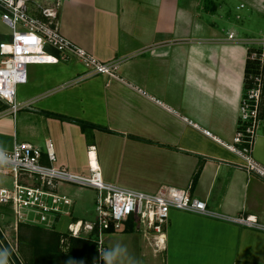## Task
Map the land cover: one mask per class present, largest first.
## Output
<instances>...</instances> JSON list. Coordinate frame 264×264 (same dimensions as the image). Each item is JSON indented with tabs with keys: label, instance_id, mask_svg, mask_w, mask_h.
Returning <instances> with one entry per match:
<instances>
[{
	"label": "crops",
	"instance_id": "0c3cea01",
	"mask_svg": "<svg viewBox=\"0 0 264 264\" xmlns=\"http://www.w3.org/2000/svg\"><path fill=\"white\" fill-rule=\"evenodd\" d=\"M60 2L62 34L98 60L116 61L115 73L79 79L85 68L76 59L29 64L26 82L17 87L23 106L13 113L0 99V148L27 142L44 149L50 139L56 165L86 174L93 145L107 182L144 192L176 186L214 211L263 220L264 181L224 143L238 128L248 60L260 61L264 77V0ZM9 37L0 15V41ZM71 119L98 128L83 131ZM252 153L264 165V123ZM42 162L49 163L45 153ZM60 190L72 199L69 223L94 219V188L66 184ZM23 224L16 230L0 214L10 240ZM45 231L68 236L73 264L97 259L90 235ZM103 238L107 251L117 244L124 249L111 264H264V231L178 209L170 212L163 249L143 230ZM35 264L44 262L36 256Z\"/></svg>",
	"mask_w": 264,
	"mask_h": 264
},
{
	"label": "built area",
	"instance_id": "2783aa9c",
	"mask_svg": "<svg viewBox=\"0 0 264 264\" xmlns=\"http://www.w3.org/2000/svg\"><path fill=\"white\" fill-rule=\"evenodd\" d=\"M60 6V0H0L1 21L9 28L10 36L9 40L0 41V99L10 112L15 113L23 106L17 101V87L26 82L29 64L76 59L85 68L79 79L96 74L113 76L115 73L116 61H100L62 34L59 28ZM229 38H233V33L229 34ZM251 57L255 58L256 54H251ZM262 84L261 75H257L253 85L245 88L237 131L232 140L224 144L243 159L242 165L248 173L264 181V165L252 153L257 129L264 123L259 106ZM204 132L211 134L209 130ZM0 152L3 153L0 175L11 178L10 186H0V204L11 209L16 230L19 223H46L47 227H51L57 217L69 214L67 207L72 199L60 190L63 185L96 190L94 219L72 221L67 226L70 236L88 234L92 237L98 252L95 264L106 261L103 257L107 251L104 234L123 231L129 222L134 230L151 234L157 250L163 249L165 229L173 209L264 231V219L214 211L206 201L193 196L187 189L163 185L155 192H144L105 181L93 145L87 151L89 171L86 174L56 165L50 139L44 149L27 142H15L10 150L0 148ZM43 153L48 164L42 162Z\"/></svg>",
	"mask_w": 264,
	"mask_h": 264
},
{
	"label": "rangeland",
	"instance_id": "374dc122",
	"mask_svg": "<svg viewBox=\"0 0 264 264\" xmlns=\"http://www.w3.org/2000/svg\"><path fill=\"white\" fill-rule=\"evenodd\" d=\"M9 39H10V37L7 38L6 40H9ZM262 88H263V86H262ZM259 106H260L261 113H264V94H263V99L259 100ZM263 118H264V116H263ZM3 180H5L4 183H2ZM10 180H11L10 177L0 175V183H2V185L6 184V185L10 186L11 185ZM94 195H96V193H94ZM4 207L5 206L0 204V214L2 213L4 215L6 221H12L13 220V222H14L13 214L9 210H6L5 209L6 207L5 208ZM69 221L70 220H69L68 216L60 215L59 217H57L53 221L51 227H47L46 223H40V225H38L40 228L33 227L31 224L24 223L23 226L21 227V230L19 228V231L16 235V238L14 235L11 240H13V241L15 240L14 245L16 244L17 248H19L24 260L28 264H35L36 256L39 257V260L42 259V257L39 256V254H38V248H40L41 245L45 246V248L50 246L52 249H56V254H57V256L59 255V257H60V261H61L60 264H73L72 261L74 258H71L73 255V251L71 250V247H68V240H67L68 236L67 235H59V234L51 232V231H45V229H47V228L52 229V227H53L55 232H61V233L67 234V225H68ZM17 230H18V225H17ZM51 250H49V251H51ZM85 250L86 251H84V252H86V254H87L89 252V249L87 248ZM44 251H45V253H49V254L51 253V252H48L47 250H44ZM97 254H98V252H97ZM79 258H80L79 260H82V259L84 260L85 256H81ZM79 263L81 264V261L76 260V263L74 262V264H79ZM85 263H86V261H85ZM93 264H95V262H93ZM103 264H105V262Z\"/></svg>",
	"mask_w": 264,
	"mask_h": 264
},
{
	"label": "trees",
	"instance_id": "16d2710c",
	"mask_svg": "<svg viewBox=\"0 0 264 264\" xmlns=\"http://www.w3.org/2000/svg\"><path fill=\"white\" fill-rule=\"evenodd\" d=\"M260 65H261V63H260V61L258 59L255 60L254 62H251L250 60H248L247 68H246V74H245V88H249V87H251L253 85L254 77L256 75H261V77H262V79L264 81V77L262 75V71H261V66ZM50 114L54 115V116H57L59 118L67 119L66 117H64L62 115L53 114V113H50ZM261 116L263 117L264 113H261ZM71 120L77 122L80 125V127H81V129L83 131H86L87 128H98V126H95V125H93L91 123H88L86 121L77 120V119H71ZM99 128L103 129V130H106L108 132H112L111 130H109L107 128H102V127H99ZM133 230H134L133 224L130 223V222L127 223L126 227L124 228V231H133ZM50 248H51L50 246L45 248V246H43V245H41V247L38 248V254H39V256L42 257L41 261L44 262V264H51V261L54 260V264H60L61 263V261L59 259L60 257H59V255L57 256L56 249H52L51 248L52 249L51 250ZM44 250H47L48 252H51V253L50 254L49 253H45ZM49 250H51V251H49ZM17 251H18V254L21 257L22 261L24 262V264H28L24 260L19 248H17Z\"/></svg>",
	"mask_w": 264,
	"mask_h": 264
},
{
	"label": "water",
	"instance_id": "95a60500",
	"mask_svg": "<svg viewBox=\"0 0 264 264\" xmlns=\"http://www.w3.org/2000/svg\"><path fill=\"white\" fill-rule=\"evenodd\" d=\"M0 264H24L8 235L0 226Z\"/></svg>",
	"mask_w": 264,
	"mask_h": 264
},
{
	"label": "clouds",
	"instance_id": "9594fccd",
	"mask_svg": "<svg viewBox=\"0 0 264 264\" xmlns=\"http://www.w3.org/2000/svg\"><path fill=\"white\" fill-rule=\"evenodd\" d=\"M2 159H3V153L0 152V160ZM121 251H124V249H122V247L119 244H117L112 251L104 252L103 257L108 261V264H111L113 257Z\"/></svg>",
	"mask_w": 264,
	"mask_h": 264
}]
</instances>
